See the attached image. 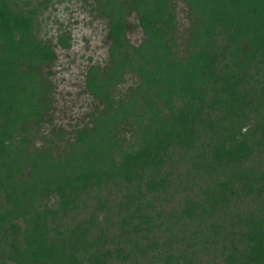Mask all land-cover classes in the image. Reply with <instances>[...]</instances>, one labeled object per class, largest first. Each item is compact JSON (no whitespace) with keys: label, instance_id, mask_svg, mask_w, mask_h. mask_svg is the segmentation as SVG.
Returning <instances> with one entry per match:
<instances>
[{"label":"trees","instance_id":"trees-1","mask_svg":"<svg viewBox=\"0 0 264 264\" xmlns=\"http://www.w3.org/2000/svg\"><path fill=\"white\" fill-rule=\"evenodd\" d=\"M50 2L0 0V264H264V0H92L97 106L47 133Z\"/></svg>","mask_w":264,"mask_h":264},{"label":"rangeland","instance_id":"rangeland-1","mask_svg":"<svg viewBox=\"0 0 264 264\" xmlns=\"http://www.w3.org/2000/svg\"><path fill=\"white\" fill-rule=\"evenodd\" d=\"M40 3L44 0H22ZM92 0H51L49 8L40 17L41 32L44 39L53 44L57 42L60 30L68 31L72 41L69 49L56 46L57 58L50 67L54 84V109L52 123L45 125L44 131L65 129L72 132L89 122L88 114L93 112L97 102L86 90V73L90 66H104L108 60L110 41L108 22L98 18L93 12ZM180 35H185L188 22L186 7L179 3ZM131 29L128 38L133 45L143 40L142 30L133 14L128 19ZM133 80L128 78L120 90L126 92Z\"/></svg>","mask_w":264,"mask_h":264}]
</instances>
